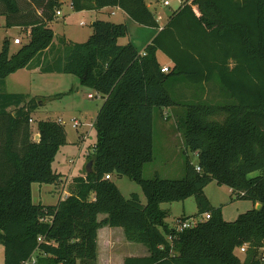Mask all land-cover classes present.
Wrapping results in <instances>:
<instances>
[{
    "label": "trees",
    "instance_id": "obj_1",
    "mask_svg": "<svg viewBox=\"0 0 264 264\" xmlns=\"http://www.w3.org/2000/svg\"><path fill=\"white\" fill-rule=\"evenodd\" d=\"M0 0L8 26H19L26 40L11 51L5 38L0 50V244L3 264H97V229L123 228L127 241L143 244L148 255L124 258L123 264H264V0H184L161 26L147 0H70L73 10L118 7L136 23L157 29L140 52L134 43L120 44L124 22L97 18L83 42H53L47 22L58 0ZM170 60L167 72L157 59ZM65 73L91 86L103 101L93 127L96 142L87 154L92 170L72 178L69 194L55 204L34 203L31 184L58 183L52 162L66 143L60 121H37L31 113L41 95L10 93L5 78L19 69ZM216 76L223 101L207 99L206 85L185 88L192 103L174 99L167 84L185 80L208 84ZM221 103V104H220ZM184 106V176L142 177L153 159V110ZM196 166L200 169L197 170ZM136 181L138 193L125 197L111 179ZM225 185L231 200L253 207L234 220L222 217L204 188ZM194 196L198 214L209 217L189 227H170L161 203ZM260 208H255L256 203ZM99 214H105L98 219ZM190 216H181L183 221ZM245 245L243 258L235 249Z\"/></svg>",
    "mask_w": 264,
    "mask_h": 264
},
{
    "label": "rangeland",
    "instance_id": "obj_2",
    "mask_svg": "<svg viewBox=\"0 0 264 264\" xmlns=\"http://www.w3.org/2000/svg\"><path fill=\"white\" fill-rule=\"evenodd\" d=\"M168 1L169 5H164V0H153L150 2L151 10L155 12L156 17L160 16V23H164L178 9L180 1L183 2L184 0ZM20 3L32 9V6L27 4L28 2L20 0ZM61 12V15L52 21V29L60 35L65 32L72 40L78 42H83L88 38L92 32L91 24L97 18L126 23L128 33L125 37H120L118 42L124 44L130 40L140 52L150 42L156 31L155 28L142 26L128 16H122L119 13L86 11L78 14L70 8L68 0L62 4ZM25 35L24 30L22 31L19 26H8L7 17L0 14V50L5 38L9 39L10 50H16L19 44L14 43L13 38L20 37L22 43L26 40ZM157 58L160 62L168 60L167 56L162 52H158ZM216 81L218 82L216 76L208 84H192L185 80L171 81L167 84V89L174 99L186 104L196 101H193V98H189L188 94L190 92L187 94L185 88L206 85L204 96L207 99L223 101L220 85L218 83V86ZM3 88L5 91L13 93L41 95L42 104L31 113L32 121L30 126L31 134L34 138L37 130V121L39 120H56L64 125L66 143L59 148L52 162L53 169L62 174V179L59 182L63 181V177H66L69 172L73 175L81 172L84 174L86 165L89 162L87 154L93 153V147L96 142L93 122L103 101L100 94L96 93L91 86L81 84L79 79L72 74H40L38 72L31 73L25 69L8 75ZM89 94L92 95V98L88 97ZM167 113L170 119V116L172 117L170 107L155 108L153 110V159L143 166L142 177L144 178L153 177L155 174L163 178H181L184 176L186 157L192 164L196 165L198 163L195 153L186 152L184 147V106H179L175 113L172 111L173 120L168 123L162 118ZM75 121L78 122L77 125ZM83 135L85 136L82 137ZM166 144L169 145V149H165ZM111 179L125 197H128L132 192H136L142 202L146 201V197L136 181L126 176L116 175H113ZM58 183L33 182L31 184L33 202L55 204L61 193V187H59ZM66 184L67 182L63 184V187ZM204 194L212 205L218 206L222 204V217L225 220H234L238 214L253 207L252 202L248 200L234 197L231 200L230 189L225 185H218L215 181L207 184L204 188ZM161 206L169 209L165 221L170 227H177V218L182 215L190 216L187 219L194 221L203 217V214L197 215L198 209L194 196L180 201L163 202ZM124 239L123 236V240L117 243L115 249L117 252L115 253L127 252L128 245L132 243L139 245V247H145L143 244ZM235 254L241 259L243 258V254L239 251H235ZM3 262L4 248L0 244V264H3Z\"/></svg>",
    "mask_w": 264,
    "mask_h": 264
},
{
    "label": "crops",
    "instance_id": "obj_3",
    "mask_svg": "<svg viewBox=\"0 0 264 264\" xmlns=\"http://www.w3.org/2000/svg\"><path fill=\"white\" fill-rule=\"evenodd\" d=\"M64 1H67V0H58V2L60 3V5H59V7H57L55 9L54 18L52 20H50V21L47 22V25L51 29H52V27H51L52 21H54L62 13L61 12V6L64 3ZM68 1H69V4H70V8L73 10L70 0H68ZM151 1H153V0H147V3L149 4V6L151 5L150 4ZM181 3L182 2L180 1V4ZM57 10L60 11V14H57L56 13ZM73 11L74 12H77L78 14H82V13H84L86 11H95V10H82V11H75V10H73ZM102 12L103 13H106V12L108 13L109 12V13H112V14L119 13L122 16H127L118 7H104L101 10L96 11V13H102ZM158 17H156V19L159 22V24L162 26L165 22L164 23H160V16H158ZM121 22H123V21H121ZM81 24H82V22H81ZM92 31H93V29H92ZM53 32H54L53 42H55V43L58 41V38L61 37V36H63L67 40L75 41V40H72L70 38V36L68 34H66L65 32L63 33V35H60L59 33L55 32L54 30H53ZM156 32H157V29L155 31V34H156ZM76 42H78V41H76ZM160 63L163 66H169L170 65V60L168 59L167 61L160 62ZM24 69L27 70V71H29V72H31V73H36V72H38L40 74H53V73H55V72H51V73H41L40 70H39V68H32V69L23 68V70ZM19 70H21V69H19ZM16 72H14V73H16ZM14 73H11V74H14ZM58 74H63V73H58ZM7 78H8V76L5 78V83H6V79ZM6 92H8V91H6ZM10 93H13V92H10ZM25 94L33 95L31 93H25ZM170 108H171V115H172V117L170 116V119H169V114L168 113L165 114L164 116H162V118L164 120H166L167 123L170 120H173L172 111H174V113H175L179 109V106H172ZM36 134H37V130H36ZM165 149H169V145L168 144L165 145ZM195 155H196V153H195ZM82 174L83 173L81 172V173H78L76 175H73L71 172H69V174L66 177H63V181H61V182L58 183L59 184V187H61V193H60V198L59 199L65 198L69 194L68 186L71 183V178L72 177H75V176H78V175H82ZM65 182H67V184L63 187V184ZM161 208L166 209L169 212V209L168 208H164L162 206H161ZM105 216H106L105 214H99L98 215V219L99 220H102ZM182 216H185V215H182ZM123 236H124V232H123V228L121 229V227H111V226H108V225H101V226H99V228L97 229V240H96V250H97V259H96V262H97V264H123L125 257H128V256L140 257V256L148 255V250H147L146 247H139V245H136L134 243H132L133 245L132 244L128 245L127 252H124V253H121V254L115 253V252H117L115 250L116 249V245H117L118 242H120V241L123 240ZM124 238H125V236H124ZM31 257L34 258L35 256L33 255Z\"/></svg>",
    "mask_w": 264,
    "mask_h": 264
},
{
    "label": "built area",
    "instance_id": "obj_4",
    "mask_svg": "<svg viewBox=\"0 0 264 264\" xmlns=\"http://www.w3.org/2000/svg\"><path fill=\"white\" fill-rule=\"evenodd\" d=\"M164 5H169V1L168 0H164ZM57 14H60V11L57 10L56 12ZM159 18V17H158ZM13 42L16 43V44H20L21 43V39L20 37H14L13 38ZM161 71L163 72H167L168 71V67L167 66H163L161 68ZM89 98H92V95L89 94L88 95ZM32 121V120H31ZM75 124L77 125L78 122L75 121ZM85 135H83L82 137H84ZM196 169L199 170L200 168L198 166H196ZM111 176L109 174H106L105 175V178L109 179ZM209 217V214L208 213H204L203 214V217L199 220H202V219H206ZM198 219H196L195 221L194 220H190V219H186V220H183V221H178L177 220V228L178 229H183L185 227H189L191 225H193L195 222L199 221ZM235 251H239L240 253H244L245 252V245L241 246V247H238L235 249ZM260 254L262 256V258H264V247L260 249ZM237 255V254H236ZM24 264H35V259L33 257L29 258L27 261H25Z\"/></svg>",
    "mask_w": 264,
    "mask_h": 264
},
{
    "label": "water",
    "instance_id": "obj_5",
    "mask_svg": "<svg viewBox=\"0 0 264 264\" xmlns=\"http://www.w3.org/2000/svg\"><path fill=\"white\" fill-rule=\"evenodd\" d=\"M39 138V135L38 134H36L35 135V139H38ZM86 172H90L91 170H92V161H89L88 163H87V165H86ZM260 206H261V203H256L255 204V208H260Z\"/></svg>",
    "mask_w": 264,
    "mask_h": 264
}]
</instances>
